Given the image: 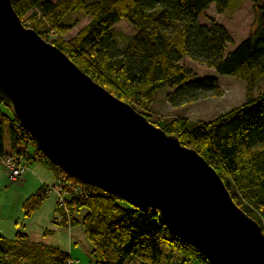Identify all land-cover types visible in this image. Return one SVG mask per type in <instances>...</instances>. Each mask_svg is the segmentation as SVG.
Here are the masks:
<instances>
[{
  "label": "trees",
  "instance_id": "1",
  "mask_svg": "<svg viewBox=\"0 0 264 264\" xmlns=\"http://www.w3.org/2000/svg\"><path fill=\"white\" fill-rule=\"evenodd\" d=\"M229 1L11 0L23 25L30 22L29 28L146 118L145 110L164 88L165 99L173 106L222 94L217 78L206 75L198 65L244 80L245 101L209 121L147 119L197 151L222 178L237 206L264 231V91L253 96L255 85L264 77V0H251L252 24L244 35L234 18L242 16L246 0L228 13L234 17L227 22L212 20L206 25L199 21L210 4L223 13ZM70 13H80L88 21L66 39L73 27L66 22ZM119 19L137 28L124 44L111 31ZM50 33L54 34L51 39ZM29 143L36 147L0 100V157L21 153ZM35 158L52 164L37 147L27 162ZM59 178L80 186L83 195L65 192L64 205L56 202L53 223L82 226L92 246L89 264H124L129 258L137 264H161L163 249L168 250L167 259L178 257V264H211L196 248L171 234L157 212L134 208L119 196L84 184L62 170ZM48 193L49 187L42 185L27 196L22 202L24 215H31ZM0 264L74 262L68 251L32 241L18 230L10 238L0 235Z\"/></svg>",
  "mask_w": 264,
  "mask_h": 264
},
{
  "label": "water",
  "instance_id": "2",
  "mask_svg": "<svg viewBox=\"0 0 264 264\" xmlns=\"http://www.w3.org/2000/svg\"><path fill=\"white\" fill-rule=\"evenodd\" d=\"M0 100L68 176L157 212L211 264H264V231L216 170L25 27L0 0Z\"/></svg>",
  "mask_w": 264,
  "mask_h": 264
},
{
  "label": "rangeland",
  "instance_id": "3",
  "mask_svg": "<svg viewBox=\"0 0 264 264\" xmlns=\"http://www.w3.org/2000/svg\"><path fill=\"white\" fill-rule=\"evenodd\" d=\"M239 1L240 0H230L225 12L223 13H218L215 9L214 4H210V6L200 14L199 21L206 25H208L212 20L225 22L226 19L227 22L228 19L234 17L232 14L228 13L231 12V10ZM251 3V0H246L244 4L245 10L242 16L234 18V20H236L237 22V29L242 35H244V33H246L250 29V26L252 24V14L250 12V10H252ZM87 21L88 18L83 17L80 13H70L66 17V22L73 24V27L67 32L65 38L68 39L72 35H74L75 32ZM29 23L30 22H25L24 26L28 27ZM111 31L113 36L121 44H124V42L129 37L137 32V28L128 23V21H126L125 19H119L112 26ZM52 35L54 34L50 33V35H48V38H53ZM48 42H50V40H48ZM235 42H238L236 38ZM184 62L191 64V62L187 59H185ZM197 68H199L201 71H204L206 75H211L217 78L218 85L221 89L222 94L220 96L210 95L192 102H184L182 104L173 106L165 99L167 90L165 88L161 89L159 92H157L152 106L148 110H145L146 114L148 115V119H151L154 122H163L174 117H185L188 120L194 122H206L213 119L217 115L242 104L245 101L246 83L244 80L230 75L219 74L215 70L209 69L204 66L198 65ZM195 72H197V70H195ZM198 75H202V73ZM262 91H264V77H262L255 85L253 89V96H257ZM35 149L36 147L33 144H28L27 150L29 154H33ZM2 173H4L5 175V177H0V226H2L3 229L9 226V219L17 215V206H15V204L19 200V197L23 194H25L24 197H27L31 193H34L43 183L48 185L49 193L44 198L45 200L43 201V203H41V205L31 213L32 215L29 216L27 218L28 220L25 222H29V224L31 225L35 224L33 219V216L35 214H37V223H41L43 220L46 221L52 219L53 216H50V212L47 216H50L49 218L45 216V209L51 210L52 205L59 200V193L57 192V189H51V187L56 184L57 178L61 174L60 168L53 164L42 163V161H40L38 158H35L28 161L27 169L20 176V179L24 177V182H22L23 179L21 182H19L20 180L18 179L17 182L13 183L8 179L6 171L2 169ZM27 181L28 183H26ZM119 203L123 206H126L125 203ZM82 213L83 210L79 211L77 217L80 218ZM19 214H24L23 209L20 210V213H18V215ZM16 221H22L21 217L20 220L16 219ZM55 229L56 230L53 235L55 234L60 241H62V239L66 241V239H68L69 247H71L70 251L72 250V254L70 255L72 260L74 261V264H89L91 261L90 251L92 246L86 239L82 226L80 224H77L70 229L60 227H56ZM61 232H64V236L61 234ZM1 235L5 236V234ZM12 236L10 235L6 237ZM163 252L164 257L161 264H178V257L176 258L175 256H173L172 258L167 259L166 255L168 253V250L163 249ZM124 264H137V262L134 259L129 258L127 261H125ZM190 264L198 263L190 262Z\"/></svg>",
  "mask_w": 264,
  "mask_h": 264
},
{
  "label": "crops",
  "instance_id": "4",
  "mask_svg": "<svg viewBox=\"0 0 264 264\" xmlns=\"http://www.w3.org/2000/svg\"><path fill=\"white\" fill-rule=\"evenodd\" d=\"M40 161H42V160H40ZM42 163H45V162L42 161ZM1 176H4L5 177L4 173H2V169L0 168V177ZM59 177H60V175L58 176V178ZM22 179H23V181H22ZM19 180H20L19 182H21V181L24 182L25 181L24 177H22ZM26 183H28V181ZM42 185H46V184L43 183V184H41V186ZM46 186H48V185H46ZM24 196H25V194L21 195L19 197V200L15 204V206H17V208H16L17 215L14 216V217H11L9 219V221H10V224H8L9 226H7L5 229H3L2 226H0V235L1 234H5V237H6V236H10V235L12 236V234H13V236H14V234L16 233V231L21 230V231H24L25 233H27L28 236H29V238L32 241L43 242V243H47V244H50V245H54V246H57V247H59V248H61L63 250L68 251L69 254H72V250L70 251V248L71 247H69L68 239H66V241H64V239H62V241H60L55 234L53 235V233L56 230L55 229L56 227L65 228V229H70V228L73 227V226L56 225V224L53 223V218H54V214H55L56 203L52 205L51 210L45 209V216L47 217L49 215L48 213L50 212V216L51 215L53 216L52 219H49V220H46V221L43 220L41 223H37L36 222L37 214H35L33 216V219H34L35 224H32L31 225V224H29V222H25V221H27L28 220L27 218L29 216H31L32 214L29 215V216H26L24 214H19L18 215V213H20V210L22 209V202L26 198ZM22 198H24V199H22ZM43 201H42V203H43ZM20 217H21V220L22 221H20V222L16 221V219L17 220H20ZM49 217H47V218H49ZM61 234L64 236V232H61ZM76 260H78V259H76ZM72 262H74V261L72 260Z\"/></svg>",
  "mask_w": 264,
  "mask_h": 264
},
{
  "label": "built area",
  "instance_id": "5",
  "mask_svg": "<svg viewBox=\"0 0 264 264\" xmlns=\"http://www.w3.org/2000/svg\"><path fill=\"white\" fill-rule=\"evenodd\" d=\"M21 153H15L8 157H0V168L6 171L8 179L11 182H17L20 179L21 174L27 169V158L30 157L26 148L21 149ZM57 189L59 193V201L64 205L62 195L65 192H70L71 195H83L80 186L71 183L64 178H58L57 182L51 189Z\"/></svg>",
  "mask_w": 264,
  "mask_h": 264
}]
</instances>
